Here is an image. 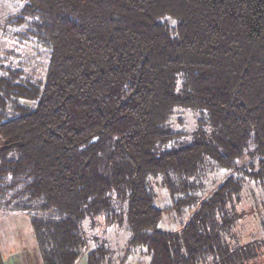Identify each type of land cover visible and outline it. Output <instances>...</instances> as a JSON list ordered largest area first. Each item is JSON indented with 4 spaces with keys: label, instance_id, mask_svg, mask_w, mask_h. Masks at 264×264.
Here are the masks:
<instances>
[{
    "label": "trees",
    "instance_id": "1",
    "mask_svg": "<svg viewBox=\"0 0 264 264\" xmlns=\"http://www.w3.org/2000/svg\"><path fill=\"white\" fill-rule=\"evenodd\" d=\"M9 1L0 213L27 219L28 261L264 264V225L232 233L246 180L264 195V0ZM177 108L192 126L170 124ZM166 210L188 212L179 229L159 228ZM109 227L126 232L121 251L91 248Z\"/></svg>",
    "mask_w": 264,
    "mask_h": 264
},
{
    "label": "rangeland",
    "instance_id": "2",
    "mask_svg": "<svg viewBox=\"0 0 264 264\" xmlns=\"http://www.w3.org/2000/svg\"><path fill=\"white\" fill-rule=\"evenodd\" d=\"M1 5L0 23L3 21L4 17H6L8 12H13V10L15 11L17 9L19 3L13 8L9 0H0V6ZM2 45L4 46V49H9L12 46L9 41L4 42ZM15 49L17 51H21V47H15ZM32 54L33 53L30 52L29 56H32ZM31 62L34 66L37 65L39 69V64H42V59L38 56H32ZM181 118L185 120V125H193L192 115L189 112L178 108L171 115L170 124L175 129H179ZM211 172L209 175L211 179H215V184H218L226 174L224 170L214 169ZM243 185L240 201L235 203V209L239 216L232 228V233L236 236L238 239L237 241L240 243L250 241L253 238L257 239L263 237L262 225H264V220H262V218H264V195L262 187L251 180H246ZM207 186L206 182V188ZM152 187L156 194L155 204L159 207L169 205L170 201L168 195L160 186L158 179H152ZM187 216L188 212L186 211L181 217H178L174 211L166 210L161 216L158 226L164 230H177L179 229L180 224L186 220ZM84 227L88 231V234H90L87 227V220L84 223ZM102 231V229L98 228L97 231L94 232L97 238L96 240H91L89 242L90 247H94L96 243L100 241H105L106 243L108 242V244H110L116 252L121 251L127 238V234L124 229L119 227H109L107 232ZM29 232L30 228L25 217L17 216L15 214L2 216L0 213V239L6 238L9 244H12L13 250L23 247L25 241L28 239ZM78 264H81L80 260L78 261ZM125 264H149V258L142 256L137 252L135 255L129 257L127 263Z\"/></svg>",
    "mask_w": 264,
    "mask_h": 264
},
{
    "label": "crops",
    "instance_id": "3",
    "mask_svg": "<svg viewBox=\"0 0 264 264\" xmlns=\"http://www.w3.org/2000/svg\"><path fill=\"white\" fill-rule=\"evenodd\" d=\"M80 261L81 264H85L84 257ZM0 264H31V261H28L25 253L18 249L13 250L12 244H9L6 238H2L0 239Z\"/></svg>",
    "mask_w": 264,
    "mask_h": 264
}]
</instances>
